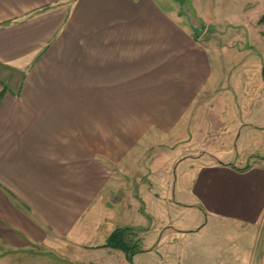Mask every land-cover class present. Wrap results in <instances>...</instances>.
Here are the masks:
<instances>
[{
	"label": "crops",
	"instance_id": "crops-1",
	"mask_svg": "<svg viewBox=\"0 0 264 264\" xmlns=\"http://www.w3.org/2000/svg\"><path fill=\"white\" fill-rule=\"evenodd\" d=\"M181 6L0 0V264H26L17 256L38 247L63 248L78 264H127L125 251L107 245L119 227L109 226L122 172L154 140L189 133L208 101L213 52L200 34L206 29L196 33ZM212 119L213 132H222L223 123ZM240 136L174 160L191 166L179 200L165 188L155 192L149 179L163 211L180 204L194 213L178 228L172 221L153 225L157 244L145 243L152 228L137 229L141 250L133 261L144 250L167 249L165 259L182 264L172 242L221 230L236 245L228 254L206 245L207 264L218 254L215 264H264V152L256 158ZM172 183L176 193V179L163 176L169 193ZM199 249L191 246L184 259L202 264Z\"/></svg>",
	"mask_w": 264,
	"mask_h": 264
},
{
	"label": "rangeland",
	"instance_id": "rangeland-1",
	"mask_svg": "<svg viewBox=\"0 0 264 264\" xmlns=\"http://www.w3.org/2000/svg\"><path fill=\"white\" fill-rule=\"evenodd\" d=\"M173 1L183 4L180 9L194 21L196 33H199L200 28L206 29L200 34L213 52V76L209 82V91L204 94V97L208 96V101L201 111L200 123L193 124L189 133L184 136L154 140L136 158L128 160L127 168L122 172L121 188L115 191V196L113 193V202L116 203L111 204L109 227H129L132 237L134 234L138 235L139 228H152L145 241L152 245L157 244L159 239L153 225L158 226L162 222L170 224L169 221H172L178 228L179 223L191 217L194 212L189 208H182L185 205L180 207V204L170 214L163 211L160 202L153 196L154 189L149 184V179L154 182L155 192H161L165 188L166 194L179 200L185 193L182 178L191 171V166L188 163L173 164L177 157L189 154L198 146H204L205 150L211 151L230 143L235 144L240 133L245 148L254 152L256 158L264 152V127L258 128L264 126V34L258 32L264 30V22L259 23L260 18L264 20V0ZM204 19L212 24L203 23ZM253 47H257L261 55L251 53ZM212 117L223 123L222 132H213L216 127L213 126ZM168 173L176 179V193L174 183L170 193L169 187L163 184V176ZM138 174L142 180L137 178ZM145 208L155 218L146 214ZM221 232L213 231L205 239L195 238L192 234L179 237L172 242L173 249L170 252L177 254V257L182 256V264H190L189 258L184 259V252L191 246L198 245L202 248V251L199 249L201 253L198 260L202 259V264H207L203 248L210 243H214V248H220L223 254L233 252L236 245L232 243L234 235L229 231ZM168 238L163 243L168 245ZM31 250L32 252H21L17 257L26 264H78L76 255L63 248L54 252L39 247ZM166 250H144L138 253L134 261L128 259L127 264H173L165 259ZM216 260L222 262L220 254L215 257L208 255V264H215L218 262ZM83 262L87 263L84 260Z\"/></svg>",
	"mask_w": 264,
	"mask_h": 264
},
{
	"label": "trees",
	"instance_id": "trees-1",
	"mask_svg": "<svg viewBox=\"0 0 264 264\" xmlns=\"http://www.w3.org/2000/svg\"><path fill=\"white\" fill-rule=\"evenodd\" d=\"M130 234L132 232L129 227H119L111 233L107 240V245L122 249L127 254L128 259L132 261V256L141 250V245Z\"/></svg>",
	"mask_w": 264,
	"mask_h": 264
}]
</instances>
